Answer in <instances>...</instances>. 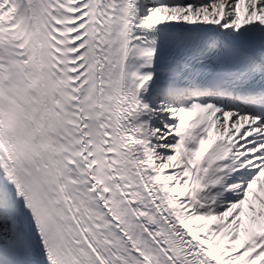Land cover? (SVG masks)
Instances as JSON below:
<instances>
[{
	"label": "snow or ice",
	"instance_id": "snow-or-ice-1",
	"mask_svg": "<svg viewBox=\"0 0 264 264\" xmlns=\"http://www.w3.org/2000/svg\"><path fill=\"white\" fill-rule=\"evenodd\" d=\"M0 264H264V0H0Z\"/></svg>",
	"mask_w": 264,
	"mask_h": 264
}]
</instances>
